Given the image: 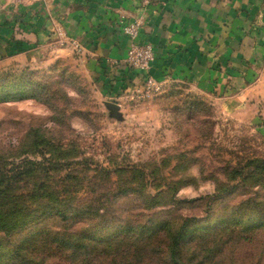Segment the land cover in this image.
I'll return each instance as SVG.
<instances>
[{
  "label": "rangeland",
  "instance_id": "1",
  "mask_svg": "<svg viewBox=\"0 0 264 264\" xmlns=\"http://www.w3.org/2000/svg\"><path fill=\"white\" fill-rule=\"evenodd\" d=\"M26 1L34 0H0V77L33 79L44 87L37 89L40 100L0 103V172L16 175L6 195L0 188V209L23 218L72 203L89 207L91 217L44 216L26 228L44 231L47 239L30 249L23 264H137L131 256L112 258L100 249L80 256L54 238L88 234L95 224L97 238L124 228L148 234L185 218L204 228L264 204V176L231 172L264 158L261 102L214 100L178 80L145 99L105 95L101 81L71 53L64 29L53 41L64 49L58 54L45 47L27 59L15 58L29 47L17 38L13 45L4 43L11 27L20 30L26 20L28 12L20 9ZM195 98L206 101L210 114L191 109ZM107 100L121 104L124 121L109 117ZM248 236L206 253L205 262L264 264L263 232ZM153 243L168 251L164 232ZM148 262L158 264L156 258Z\"/></svg>",
  "mask_w": 264,
  "mask_h": 264
},
{
  "label": "crops",
  "instance_id": "2",
  "mask_svg": "<svg viewBox=\"0 0 264 264\" xmlns=\"http://www.w3.org/2000/svg\"><path fill=\"white\" fill-rule=\"evenodd\" d=\"M20 9L28 16L4 44L17 38L29 49L14 57L45 47L58 54L64 49L53 41L64 29L105 95L134 98L144 83L126 61L131 40L123 32L138 21L137 42L152 46L149 74L161 86L178 80L201 96L264 107V0H34Z\"/></svg>",
  "mask_w": 264,
  "mask_h": 264
},
{
  "label": "trees",
  "instance_id": "3",
  "mask_svg": "<svg viewBox=\"0 0 264 264\" xmlns=\"http://www.w3.org/2000/svg\"><path fill=\"white\" fill-rule=\"evenodd\" d=\"M43 87L41 83L33 79L21 77L11 82L0 77V103L10 99L22 98L40 100L37 89ZM190 107L198 114H210L211 112V107L202 98L192 100ZM101 170L106 171L105 169ZM254 171L258 172V175L264 176V158H252L246 162L244 167L231 169L234 177L235 175L251 174ZM13 178L15 179L16 175L8 176L5 172H0V188L3 189L1 194L6 195ZM253 207L249 213L238 212L237 216L218 220L212 226L204 228L193 224L190 218H185L169 227V223H167L165 230H157L148 234L135 233L132 228L130 230L124 228L109 238H97L95 236L97 230L94 228L97 224H95L88 231V234L86 232L80 235H72L70 240H66L59 236L60 233H57L54 239L59 244L70 245L71 251L80 253V256L99 253L98 250L100 249L102 255L112 258L121 255V259L127 260L125 257L131 256L137 264H151L148 259L154 258L158 264H208L204 260L206 253H211L219 248L222 249L231 240H245L251 232L261 231L264 234V204L257 203ZM4 209H0V264H23L24 256L31 252L30 249L36 244L46 241L47 235L44 231L40 229L26 230L32 224L38 225L44 216L61 220L70 218V215L71 218L77 216L91 217L89 207L73 206L72 203L71 207H59L56 210L47 206V209L41 213H32L23 218H18L17 214L10 215L13 213L3 211ZM100 216L103 218V215ZM13 217H16V220ZM163 232L168 240L167 252L153 243L154 238H158ZM82 252L84 253L82 254ZM189 253H191L190 258L187 256ZM143 261L145 262L142 263Z\"/></svg>",
  "mask_w": 264,
  "mask_h": 264
},
{
  "label": "built area",
  "instance_id": "4",
  "mask_svg": "<svg viewBox=\"0 0 264 264\" xmlns=\"http://www.w3.org/2000/svg\"><path fill=\"white\" fill-rule=\"evenodd\" d=\"M123 32L131 40V46L126 58L128 65L144 73V86L137 88L133 96L139 99H145L153 92L157 91L161 86L160 83L149 74L151 62L153 60V49L148 43L137 42L139 33L138 21L124 25Z\"/></svg>",
  "mask_w": 264,
  "mask_h": 264
},
{
  "label": "water",
  "instance_id": "5",
  "mask_svg": "<svg viewBox=\"0 0 264 264\" xmlns=\"http://www.w3.org/2000/svg\"><path fill=\"white\" fill-rule=\"evenodd\" d=\"M104 105L109 112V117L117 121H124V114L121 111V105L115 101H104Z\"/></svg>",
  "mask_w": 264,
  "mask_h": 264
}]
</instances>
